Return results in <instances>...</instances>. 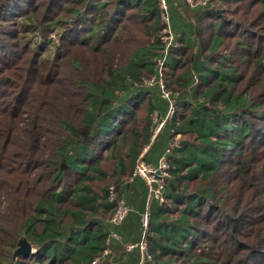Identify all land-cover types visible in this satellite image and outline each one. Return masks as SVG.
I'll return each mask as SVG.
<instances>
[{
	"label": "trees",
	"instance_id": "trees-1",
	"mask_svg": "<svg viewBox=\"0 0 264 264\" xmlns=\"http://www.w3.org/2000/svg\"><path fill=\"white\" fill-rule=\"evenodd\" d=\"M57 1L51 0V4ZM62 1H66V5H80L74 10L64 8L73 15L71 19L85 23L83 34L77 37V29L71 37H77L79 42L90 39L93 50L101 51L106 35L115 31L118 21L121 22L125 7L133 8L137 17L149 23L154 39L146 47L138 48L125 66L114 69L108 82L87 84V105L80 127L71 125L62 111L57 112L60 115L55 121L58 132L53 139L46 140L50 151L42 154L38 146L42 144L41 131H46L41 118L45 111L35 113L36 118L32 119L29 115L33 110L24 114L27 105L19 106V103L24 90L36 85L42 87L41 84L55 75L58 68L55 61L59 62V55L64 51L57 47L55 60L46 64L47 60L38 54L51 39L47 36L49 32H44L39 25L35 12L30 11L31 1L0 0V21L14 19L16 29L11 33L0 32L1 36L16 40V44H9L0 38V66L3 67L0 84L20 91L11 97L8 93V99L1 102L4 107L0 108V202L7 194H12L6 215H0V264H91L104 248L111 249L112 225L108 219L115 203L111 201L110 189L104 187L96 192L92 187L93 182L107 177L95 151H106L109 146L114 152L116 137L109 145L105 139L118 135L124 116L135 119L128 100L137 106L146 95L147 113L156 111L160 121L166 120L143 159L157 165L165 156L169 176L163 188V202L149 199L146 182L138 177L121 186L126 194H137V190L143 193L141 212L148 206L146 240L151 260L143 264H264V102L247 98L250 95L246 90L236 91L243 76L227 62L229 55L204 56L203 49L198 48L188 59V70L174 82L171 80L170 84L174 83L180 91L168 100L158 92V87L148 90L132 86L144 73L157 76V59L174 70L182 58L181 51L168 52L167 49L163 55L164 48L159 46L157 32L162 26L158 0H116L110 12L106 8L115 0ZM213 1L228 3V0H207L206 5L199 6L207 7L206 10L193 11L192 20L185 7L188 3L174 1L187 21L199 19L192 27V35L196 36L193 41L183 44L177 40L185 45L184 49L198 41L199 25L203 17L213 14L210 8ZM253 1L259 4L264 16V0ZM24 5L27 8L24 9ZM219 19L212 22L214 34L208 54L218 51L224 41L223 33L230 27L226 20ZM61 23L52 21L55 27ZM34 34L35 38L30 39ZM65 37L64 34L59 36L61 40ZM37 39L41 40L37 41L39 46L33 45ZM237 41L246 56H255L256 65L264 71V52H258L259 46L246 43L242 38ZM31 46H35L33 54ZM25 54L27 75L20 82H14L9 79L14 62ZM197 81L203 88L198 89ZM2 95L0 92V97ZM37 97L40 98L39 92ZM171 105L173 116L167 119ZM179 109L187 111L184 116L179 114ZM23 115H26V128L21 131L23 143L20 144L13 139ZM176 134L193 136V139L170 147V139ZM121 135L125 142L124 133ZM148 140V135L143 137L145 143ZM168 148L170 152L166 154ZM257 149L261 150L262 157L256 160L253 154ZM129 157L128 166L132 169L137 153L132 152ZM117 165L123 174L124 160L117 158ZM224 168L231 175V186L226 184L215 189V178ZM42 179L41 187L38 184ZM65 179L71 181L69 185L64 183ZM194 182L199 184L198 188L194 193H187V186ZM115 196L123 199L122 192ZM128 199L126 204L135 201V198ZM256 224L260 226L256 228ZM141 231L132 241L140 240ZM20 236L26 238L34 252L14 259ZM122 237L120 235L123 248L126 242ZM112 255L111 250L108 262L113 264ZM134 257L138 264L140 256Z\"/></svg>",
	"mask_w": 264,
	"mask_h": 264
},
{
	"label": "rangeland",
	"instance_id": "rangeland-1",
	"mask_svg": "<svg viewBox=\"0 0 264 264\" xmlns=\"http://www.w3.org/2000/svg\"><path fill=\"white\" fill-rule=\"evenodd\" d=\"M31 6L30 11L35 12L37 21L39 25L43 26V31H48V38L51 39V43L48 46H43L40 49L38 56L42 59H46L48 65H50L53 60H55V54L57 47L64 51L59 62L55 61L57 66V72L52 76L48 82L41 84L42 87L36 85L34 88H27L23 91L22 100L19 106L26 104L25 112L32 111L29 117L35 119V113L38 114L44 109L45 113H41V118L43 124L45 123L46 131H41V143L38 146V150L43 153H48L47 139H53L54 135L58 132V127L55 126V121L57 117V112L62 111L65 118L70 122L71 125L80 127L81 120L83 118L84 109L87 105V84H105L111 79V74L114 69H120L126 65L131 55L137 51L138 48L146 47L149 45L154 38L151 37V28L149 23H145L135 14L133 8H123V15L121 22L118 21V26L115 31H111L106 35L105 40L102 43L101 51L93 50L91 47V40L87 39L85 42L78 41V34L82 33L85 29V23L83 21H78L79 19H71L72 14L65 11L64 8H79L80 5L70 4L58 0L56 4H51V0H30ZM84 1V0H83ZM96 1V0H95ZM183 1V0H182ZM200 0H194L192 6H187L186 11L189 18L192 20L194 14L193 11L196 9L203 10L207 7H199ZM69 2V1H68ZM115 2H110L106 8L107 11L114 7ZM185 2V1H184ZM183 2V3H184ZM167 3V18L168 26L165 23L162 15L160 14V25L162 26L157 32V37L159 38V46L163 47V55L169 51H181L182 58L180 63L175 67L174 70L163 65V60H156L155 68L157 70V76L153 74H146L140 77V80L133 83V87L141 86L143 89H153L158 87V92L163 96V94H168L169 96L176 95L180 90L173 83L170 84L171 80L174 82L181 73L188 70L189 64L188 59L193 57L198 48L203 49V55L208 56H223L229 55V60L227 62L231 63L232 66L236 67L238 74L243 76V79L236 85V91L241 92L246 90L250 97L249 99L259 100L264 102V71L260 69L255 63V56L247 57V53L240 49L238 45V39L242 38L244 42L251 43L252 45L259 46V53L264 52V16L259 10V4L253 0H240L238 3H234L233 0H228V3H220L213 1L211 2V13L208 18L203 17L200 23L201 31L198 34V41L194 42L191 48L184 49L185 42L188 43L193 41L196 36L192 35V27L199 19L195 22L187 21L181 14L179 9L173 5L171 0L166 1ZM24 9L27 8L26 5L23 6ZM110 12V11H109ZM219 14L221 17H216ZM204 15V14H203ZM88 14V18H90ZM220 18V19H219ZM213 19H223L228 22L230 27L226 28L225 33H223L224 41L219 47L218 51L214 54H208L207 48L210 44L214 30L212 27ZM3 20L0 21V32H14L16 29L12 21ZM60 20L62 23L59 27H55L52 21ZM7 21V22H4ZM23 22V21H22ZM28 23V22H26ZM232 24V25H231ZM237 24V25H234ZM52 29V31H50ZM77 31V37H71L74 31ZM46 32V33H48ZM231 32V33H230ZM64 34L65 40H61L59 36ZM71 37V38H70ZM2 40H5L9 44H16V40L11 37L1 36ZM34 36H30L33 40ZM38 38V37H36ZM37 39L33 45L39 46ZM177 40H181L177 41ZM34 47L31 46L32 53L34 52ZM174 55V54H171ZM206 55V56H207ZM37 58V57H36ZM27 55H22L17 61L14 62L12 75L9 77L14 82H20L22 77L26 76L25 60ZM3 67L0 66V70ZM3 72H0V76ZM198 89L203 88V86L198 84ZM0 92L3 94L0 97V108L4 107L1 102L5 100L7 94L11 96L20 93L16 88H7L5 85L0 84ZM39 92L40 98L37 97ZM247 93V94H248ZM9 97V98H10ZM148 95L144 98L140 105L134 106L132 100H128L129 107L134 110L135 119H130L128 116H124V121H121V129L118 135L114 134L108 136L105 140L106 144L109 145L111 140L116 137V149L114 152L110 151V147H107L106 151L96 149V158L100 159V168L106 174V179L101 182H93L92 187L96 192H99L102 188L107 187L113 193L111 196L115 197L117 192H122L123 201H126L127 194L122 190L121 186L129 184L133 177L134 167L131 169L128 162L130 159V153H137L138 162L144 161L143 158L148 152L150 144L156 140V136L160 133L157 132L156 128L159 124H164L165 120H159V115L156 111L148 114L146 110V100ZM30 106L31 108H29ZM1 112V109H0ZM187 111L185 109H179L180 115H185ZM34 114V115H33ZM25 117L21 119L19 123L18 130L14 133L15 140L13 142L23 143V131L25 126ZM167 119H170L167 117ZM178 119H181L178 117ZM124 133L126 137L125 142L121 139V134ZM121 135V136H120ZM149 136L147 143L143 141V137ZM120 136V138H119ZM121 139V140H120ZM193 136H184L181 134L173 135L170 139L171 144H178L182 140H192ZM120 140V141H119ZM5 142V141H4ZM5 142L4 144H6ZM14 146V145H13ZM48 150V151H47ZM47 151V152H45ZM155 151V150H154ZM260 149H257L255 154H253L254 159H260ZM100 157V158H99ZM122 158L126 164L125 172L121 174V169L117 168V158ZM231 175L228 173L227 168H224L221 173L215 178L216 184L213 185L215 189L221 188V186H231ZM65 184L69 185L70 180L65 179ZM38 186L44 185V179L39 180ZM146 182V181H145ZM164 186L168 184L166 178L163 179ZM148 189V182L145 183ZM227 184V185H226ZM198 183L194 182L187 186V193H194L198 188ZM16 183H14V187ZM253 191H257L254 185H250ZM14 191V189H13ZM17 191L20 192L18 186ZM163 191V190H162ZM252 191V192H253ZM11 193L7 194L5 198L0 202V215H6L8 208L10 207V197ZM162 195L163 192H162ZM18 197V194H16ZM149 196V195H148ZM262 197L264 198V188ZM112 201V200H111ZM164 201V198H163ZM108 219V218H107ZM109 220V219H108ZM260 225L256 224V228ZM7 228L6 225H4ZM21 238V236L18 238ZM223 239V238H221ZM17 249V247H16ZM33 250V248H32ZM15 252V251H14ZM6 264V263H5Z\"/></svg>",
	"mask_w": 264,
	"mask_h": 264
},
{
	"label": "built area",
	"instance_id": "built-area-1",
	"mask_svg": "<svg viewBox=\"0 0 264 264\" xmlns=\"http://www.w3.org/2000/svg\"><path fill=\"white\" fill-rule=\"evenodd\" d=\"M188 5L192 6L194 3V0H184ZM159 2V7L161 9V15L165 23L168 26V18H167V10L168 6L166 3V0H158ZM207 0H200L199 4L201 6L206 5ZM169 27V26H168ZM163 97L169 100V95L168 94H163ZM170 112H168L167 117L171 118L173 116V110H172V105L170 107ZM163 123L159 124L156 128L157 132H160L162 129ZM174 144H171L170 147H172ZM170 149L166 151V154H169ZM144 160V159H143ZM168 163L165 159V156L160 159L159 163L157 165H153L150 163H147L146 161H141L138 162L137 164L135 163L134 166V172H133V177L140 178L143 181L148 182V194H149V199L154 198L155 200L163 202V195H162V190L164 188L163 179L167 178L169 176L168 174ZM112 201L115 203V207L113 209L111 218L109 219V223L112 226H118L120 225L128 216L130 212V208L128 205L123 201V199H117L116 196L113 197L111 196ZM140 227H141V232H142V237L138 241H130L123 243V249L125 252L130 253L133 251H137L140 255L139 263L138 264H143L145 261H150L151 260V255L149 253V246L148 242L146 240V229L149 224V210L148 206L146 207V210L140 215ZM110 238H114L118 241H121L120 236H118L115 233L110 234ZM101 254L97 255L94 257V259L91 261V264H112V262H108V260L111 257V249L106 247L104 248L101 252Z\"/></svg>",
	"mask_w": 264,
	"mask_h": 264
},
{
	"label": "crops",
	"instance_id": "crops-1",
	"mask_svg": "<svg viewBox=\"0 0 264 264\" xmlns=\"http://www.w3.org/2000/svg\"><path fill=\"white\" fill-rule=\"evenodd\" d=\"M173 5H175V0H171ZM145 182V181H144ZM136 193H130L127 192V199L129 198L131 201L133 198H135L133 203H127L128 207L130 208V214L127 216L128 219L123 221L120 225L118 226H112L111 227V233H118V236L121 235L123 238V242H130L132 239L137 237L139 230L141 229L140 227V215L143 213V211H140L141 208V203L143 200V193L141 192ZM136 195V196H135ZM149 197V196H148ZM128 199V200H129ZM147 200H149L147 198ZM146 210V209H145ZM120 234V235H119ZM110 246L112 250V260L113 264H135V256L140 255L138 254L137 251H133L130 253H126L123 251L122 245L120 244V241L110 238Z\"/></svg>",
	"mask_w": 264,
	"mask_h": 264
},
{
	"label": "water",
	"instance_id": "water-1",
	"mask_svg": "<svg viewBox=\"0 0 264 264\" xmlns=\"http://www.w3.org/2000/svg\"><path fill=\"white\" fill-rule=\"evenodd\" d=\"M34 252L31 244L26 240L25 237H21L17 242V249L13 254V258L17 259L19 256H26L27 254Z\"/></svg>",
	"mask_w": 264,
	"mask_h": 264
}]
</instances>
